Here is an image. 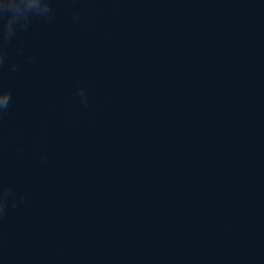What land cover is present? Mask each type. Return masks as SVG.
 <instances>
[{
	"label": "water",
	"instance_id": "obj_1",
	"mask_svg": "<svg viewBox=\"0 0 264 264\" xmlns=\"http://www.w3.org/2000/svg\"><path fill=\"white\" fill-rule=\"evenodd\" d=\"M48 2L0 9V264H264V120L129 1Z\"/></svg>",
	"mask_w": 264,
	"mask_h": 264
},
{
	"label": "clouds",
	"instance_id": "obj_2",
	"mask_svg": "<svg viewBox=\"0 0 264 264\" xmlns=\"http://www.w3.org/2000/svg\"><path fill=\"white\" fill-rule=\"evenodd\" d=\"M45 7L50 11V4L48 0H45ZM0 9L11 10L13 13L12 19H10L6 26V34H12V25L15 20L27 21L30 13L40 14V0H4L0 3ZM0 96L3 100L0 101V109H6L10 103L11 93L2 92Z\"/></svg>",
	"mask_w": 264,
	"mask_h": 264
}]
</instances>
